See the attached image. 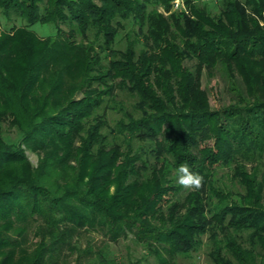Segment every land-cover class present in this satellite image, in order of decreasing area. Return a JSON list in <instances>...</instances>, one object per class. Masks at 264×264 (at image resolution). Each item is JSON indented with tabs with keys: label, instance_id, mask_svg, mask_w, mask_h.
<instances>
[{
	"label": "trees",
	"instance_id": "16d2710c",
	"mask_svg": "<svg viewBox=\"0 0 264 264\" xmlns=\"http://www.w3.org/2000/svg\"><path fill=\"white\" fill-rule=\"evenodd\" d=\"M198 1L0 0L24 22L0 29V264H64L95 230L131 235L156 264L204 234L212 264H264V0ZM202 67L228 102L209 104ZM181 164L198 190L181 192ZM81 255L119 264L104 243Z\"/></svg>",
	"mask_w": 264,
	"mask_h": 264
},
{
	"label": "rangeland",
	"instance_id": "374dc122",
	"mask_svg": "<svg viewBox=\"0 0 264 264\" xmlns=\"http://www.w3.org/2000/svg\"><path fill=\"white\" fill-rule=\"evenodd\" d=\"M182 6L178 8L171 7L172 10H184L187 14H189V11L184 5L183 0ZM201 2H207L209 4V8L212 12H217L219 9V0H200ZM198 1V2H200ZM200 2V3H201ZM185 7V8H184ZM158 12H162L164 16L168 15V11L164 12L161 7H158L156 9ZM256 19V18H255ZM16 25H23L24 22H22L21 19H17L16 21H6L5 17L0 12V29H6L12 24ZM256 23L261 27V32H264V20L262 19H256ZM31 29L35 31V33L39 36L45 37L54 32V29L52 25L41 23V22H35L31 25ZM192 62L185 60L184 64L189 66ZM236 72V69H235ZM206 70L204 67L200 69L199 72V79L201 86L205 87L208 92L209 96V104L215 108L218 107L221 103H226L230 100V93L227 92L224 88V81L220 79V76L218 74H215L208 78L206 77ZM82 96V93L78 92L75 94V97ZM118 98H124V95L122 92H118ZM117 114L114 112H109V117H115ZM4 129V134L10 136L11 138L16 136L15 130L12 127L8 126V123L6 121L2 124ZM208 144L211 143V140L207 142ZM25 154L27 156V160L30 165L35 166L38 162V156L35 152L31 151L30 149L25 150ZM218 179L221 182H226L227 184H230L227 172L225 168H219L217 172ZM237 187V186H234ZM233 187V189H235ZM187 189L182 188L181 192H185ZM236 190V189H235ZM30 239L32 238V234L29 235ZM131 235H127V237L120 236L116 240H108L103 233L100 231H91V232H84L82 231L79 238L75 239L74 242H76L78 248H65L64 249V255H63V261L64 264H85V257H83L82 250L83 247L87 245H92V248H97L99 245H102V243L107 244V248L109 249V252L111 255H114L116 257V260L119 262V264H129V262L135 261V258L139 257L140 255H146L145 259H140L138 262L139 264H156L154 261V257L152 254H146V249L140 245L139 243L133 241L131 238ZM35 238V237H34ZM203 238V244L196 249L195 251H191L189 255L182 256L177 255V257L174 258L173 262L174 264H212L210 261V258L207 255V234L202 235ZM37 250V248H34Z\"/></svg>",
	"mask_w": 264,
	"mask_h": 264
},
{
	"label": "clouds",
	"instance_id": "9594fccd",
	"mask_svg": "<svg viewBox=\"0 0 264 264\" xmlns=\"http://www.w3.org/2000/svg\"><path fill=\"white\" fill-rule=\"evenodd\" d=\"M177 182L184 188L189 190H198L203 183V177L196 172L191 171L187 164H181L177 169Z\"/></svg>",
	"mask_w": 264,
	"mask_h": 264
},
{
	"label": "built area",
	"instance_id": "2783aa9c",
	"mask_svg": "<svg viewBox=\"0 0 264 264\" xmlns=\"http://www.w3.org/2000/svg\"><path fill=\"white\" fill-rule=\"evenodd\" d=\"M172 6H173L174 8L181 7V6H182V1H181V0H173V2H172Z\"/></svg>",
	"mask_w": 264,
	"mask_h": 264
}]
</instances>
